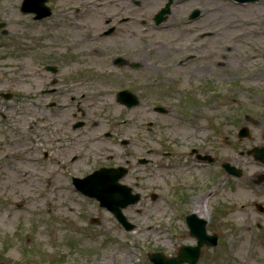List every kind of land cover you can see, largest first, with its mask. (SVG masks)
Segmentation results:
<instances>
[{"label":"rangeland","instance_id":"obj_1","mask_svg":"<svg viewBox=\"0 0 264 264\" xmlns=\"http://www.w3.org/2000/svg\"><path fill=\"white\" fill-rule=\"evenodd\" d=\"M22 2L0 0V23L7 30H0V264H153L149 252L175 256L181 245H196L185 219L196 214L199 198L207 232L219 239L217 246L202 248L198 264H264V213L256 208L264 206V183L254 184L264 166L245 153L264 147V40L255 48L261 66L254 67L263 76L243 84L249 71L236 70L244 67L248 49L241 37L245 22L264 15V0L175 4L173 13L181 10L175 19L166 15L161 32L151 25L148 43L132 54L137 69L115 66L116 40L101 35L113 18L110 2L49 0L53 14L40 21L21 12ZM159 6L147 2L148 17ZM196 7L204 21L225 24L228 32L226 39L217 37L211 60L206 39L194 43L195 23L184 17L174 24ZM175 40L179 46L168 47ZM194 68L199 72L193 74ZM121 90L136 94L140 104H120ZM158 105L170 114L156 113ZM81 119L85 148L73 145L77 135L71 132ZM243 126L250 138L238 137ZM194 148L214 162L198 161ZM75 154V169L66 167ZM138 157L153 163L140 165ZM223 162L242 168L244 176L227 175ZM102 166L130 169L121 182L141 194L123 209L132 231L73 185L71 175ZM131 253L133 259L124 262Z\"/></svg>","mask_w":264,"mask_h":264},{"label":"water","instance_id":"obj_2","mask_svg":"<svg viewBox=\"0 0 264 264\" xmlns=\"http://www.w3.org/2000/svg\"><path fill=\"white\" fill-rule=\"evenodd\" d=\"M49 0H24L21 7L22 12L24 13H35V20H40L51 15V9L46 5ZM239 3H251L258 0H234ZM169 2L158 14L156 21L160 23L165 19V15L170 12ZM198 12H195L193 16H196ZM5 24H0V28L4 27ZM3 33H6L4 31ZM53 72H56L54 68H48ZM3 97L10 98L11 95L4 94ZM118 101L122 104H125L128 108L139 105L138 97L127 91H121L118 94ZM158 111L164 112L163 108H157ZM82 124H76L75 127H79ZM249 135V130L247 128L241 129L239 137H246ZM124 143H127L125 141ZM249 154L254 153L255 157L258 159L264 158V149L256 148L248 152ZM200 160L213 161V158L210 156H201L198 155ZM141 164L148 163L149 160L141 159L139 160ZM223 167L226 169L229 175L242 176V171L230 164H223ZM127 174V170L123 167L119 168H101L100 170L95 171L93 174L83 178L76 179L74 178V184L78 190L84 194L94 197L100 201L102 207H106L111 210L118 220L125 226L126 230L130 231L135 228V226L129 223L126 217L122 213V209L136 204L141 196L140 194H132V188L121 184L119 181ZM264 181V175L256 181L257 184H260ZM155 199L156 196L153 195ZM259 210L263 211V208L259 206ZM97 222V220H94ZM187 222L190 226L191 235L197 238L196 246H181L177 256L167 257L163 253H153L149 254L150 260L155 264H197L200 256L201 249L204 245L216 246L218 243V236L216 234L208 235L206 231V221L198 218L196 215L192 214L187 217ZM32 264V263H27Z\"/></svg>","mask_w":264,"mask_h":264},{"label":"flooded vegetation","instance_id":"obj_3","mask_svg":"<svg viewBox=\"0 0 264 264\" xmlns=\"http://www.w3.org/2000/svg\"><path fill=\"white\" fill-rule=\"evenodd\" d=\"M64 2H110L108 7L113 6L114 7V14L113 18L115 19V24H112L113 18L108 17L106 24L108 25L107 30H104L101 35L107 36V37H113L116 40V52H119L114 57L113 64L119 67L127 66L131 69H137L140 67L139 62H131L130 58H132V54L137 48H140L142 45L148 43V35L151 33V25L155 32H161V30L164 28V24L166 23V20L162 24H156L153 20V14L152 17H148L149 12L151 9L147 7V2H157L160 3V6L157 9V12L169 1L173 2L171 13L169 16H172L174 18V13H180L181 10H178L173 13V7L175 4L176 6H186L191 4L192 2L201 1V0H63ZM115 2V3H113ZM194 11H199L198 15L191 19V13ZM186 17L189 22L195 23V27L199 28L197 36H194L195 44L198 42V40H205V46L204 49L207 51L206 57L211 60L215 56V52L213 51L214 48L217 47V37L221 35L223 39L227 38L228 32L225 28V24L223 27L217 26L218 23L213 20L204 21L205 19V13L199 8L196 7L194 9H191L188 11L187 16H182L179 19H176L177 23L174 24H180L181 20ZM169 18V17H168ZM112 24V25H111ZM175 28V27H174ZM206 29V30H202ZM160 38V37H159ZM177 38V36H175ZM160 44L162 43V40H158ZM174 41V43H171L170 48L176 49V47L179 46V43ZM158 42V43H159ZM226 47V46H225ZM197 57L196 54L189 55V59H195ZM148 58V57H146ZM130 61V62H129ZM222 65V64H220ZM147 67H150L147 65ZM211 70V66L206 67V71L209 72ZM199 72V68H194V73ZM56 102L52 103L50 107H55ZM155 108V107H154ZM153 108V110H154ZM155 111V110H154ZM156 112V111H155ZM162 116H168L170 114V111H168L167 114H163L160 112H156ZM78 122H83V126L79 128L71 127V132L76 133L77 137L76 140H73L74 146H80L81 148H85L86 141H89L88 138L85 139V132L87 131V128L85 127L86 121L84 119L79 120ZM111 136V135H110ZM108 136V137H110ZM131 141L125 146H130ZM64 154H67V152H64ZM166 156L164 153L163 156ZM169 155V153H168ZM44 158H48L49 154L48 152L44 153ZM79 155L75 154L69 159V164H65L66 167H70L75 169L74 162L77 161ZM127 163V162H126ZM151 162L150 164H152ZM129 164V161H128ZM130 173V169H129ZM128 173V174H129ZM88 173H84L82 175L79 174H73V177H83L87 175Z\"/></svg>","mask_w":264,"mask_h":264},{"label":"bare ground","instance_id":"obj_4","mask_svg":"<svg viewBox=\"0 0 264 264\" xmlns=\"http://www.w3.org/2000/svg\"><path fill=\"white\" fill-rule=\"evenodd\" d=\"M246 31L242 34V39L246 40L248 44L247 54L244 60V67L238 66L236 70L247 69L249 72L244 77L243 84L251 85L260 79L263 75L256 73L254 67L261 66L259 61L261 55L258 53V50L255 49L258 44L264 40V15L259 16L257 19H248L246 22ZM239 27V24H236ZM264 70V69H263ZM202 198L196 199L194 203V211L200 217L203 214V201ZM134 255L128 254L124 262H129L133 259Z\"/></svg>","mask_w":264,"mask_h":264}]
</instances>
